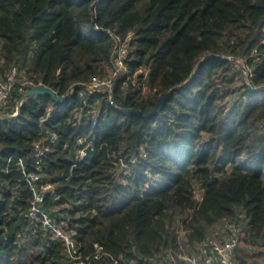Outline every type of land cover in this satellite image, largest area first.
Instances as JSON below:
<instances>
[{
  "label": "trees",
  "instance_id": "1",
  "mask_svg": "<svg viewBox=\"0 0 264 264\" xmlns=\"http://www.w3.org/2000/svg\"><path fill=\"white\" fill-rule=\"evenodd\" d=\"M109 32L134 33L116 106L149 115L168 95L163 109L144 119L96 93L97 125L87 108L73 126L75 92L62 103L28 97L0 120V264H69L24 218L33 195L18 160L33 169L34 143L51 134L59 140L42 166L55 190L44 207L69 219L84 255L98 244L122 264H155L181 249L179 222L187 246L226 221L243 225L236 263L264 264V0H0V79L17 66L66 96L106 73Z\"/></svg>",
  "mask_w": 264,
  "mask_h": 264
},
{
  "label": "built area",
  "instance_id": "2",
  "mask_svg": "<svg viewBox=\"0 0 264 264\" xmlns=\"http://www.w3.org/2000/svg\"><path fill=\"white\" fill-rule=\"evenodd\" d=\"M109 35L114 41V48L110 64L106 66V73L93 77L87 83L74 85L69 93L63 96V98H70L73 93L77 92L78 97L83 101L82 108L75 113L76 119L72 122L73 126L81 124L84 111L87 108H89L87 114L93 117V124L96 126L98 111L92 109V106L89 107V96L96 93L111 96L116 83L124 80L130 73L129 64L132 60L134 33L129 32L125 37L113 32H109ZM140 71L138 73L148 74L147 68H144L143 72ZM38 88L49 87L42 81L25 78L19 67H13L4 78L0 79V120L18 116L19 110L26 100H22V97L31 90ZM15 95L22 97L20 100L15 101L14 111L10 113L6 109L9 108L10 102L15 99ZM47 112L49 115L52 108H48ZM259 129L264 135V123L259 124ZM58 140L59 137L56 134H51L44 135L34 143L33 169H28L22 159L18 160L19 170L33 195L30 208L24 213L25 220L40 224L42 230L51 234L54 240L60 242L64 248L66 262L69 264H90L93 260H100L104 257L110 259V264H122L121 258H115L106 253L103 247L98 244L95 245V252L92 255H84L77 240L76 231L69 227V219L60 214L59 208L49 211L44 207L47 196L52 194L55 186L46 181L42 162L53 151ZM79 142L84 145L85 140L81 139ZM87 148L86 146L80 151L79 160L86 156ZM60 199L59 196L54 197L55 201ZM239 245L240 226L231 225L227 237L223 239L207 238L200 244L187 245L186 250L181 248L176 252H168L155 264H237L236 253Z\"/></svg>",
  "mask_w": 264,
  "mask_h": 264
},
{
  "label": "water",
  "instance_id": "3",
  "mask_svg": "<svg viewBox=\"0 0 264 264\" xmlns=\"http://www.w3.org/2000/svg\"><path fill=\"white\" fill-rule=\"evenodd\" d=\"M92 30L95 31V32H102L103 30L101 29H98V28H95L94 26H92ZM44 95H48V96H51L52 99L57 102V103H62V102H65L67 101L69 98H63V97H59L57 95V93H55L54 91H52L51 89L49 88H38V89H34V90H31L30 92H28L27 94H25L23 97H22V100H25L27 99L28 97H36V96H44ZM168 98V95L162 97L156 104L155 108L151 111V113L149 115H144L142 111H136V110H133V109H120L116 106L114 100H113V94H111V100H112V104L117 108L119 109L121 112L123 113H126V114H134V115H138V116H141L143 117L144 119H148L150 117H153V116H156L158 114H160V112L162 111L163 109V106L166 102ZM20 112V110H19Z\"/></svg>",
  "mask_w": 264,
  "mask_h": 264
},
{
  "label": "rangeland",
  "instance_id": "4",
  "mask_svg": "<svg viewBox=\"0 0 264 264\" xmlns=\"http://www.w3.org/2000/svg\"><path fill=\"white\" fill-rule=\"evenodd\" d=\"M241 64L244 65V62L241 61ZM144 69H142L140 72H143ZM240 92H237L235 95L231 96L227 101L228 102H232L235 99L238 98ZM9 108H7L6 110H8ZM260 123H264V121H261ZM259 123V124H260ZM195 198L197 201H200L202 199V191L200 189H197V191L195 192ZM233 224H230L226 221L223 222H219L218 224H216L215 226H213L210 231H209V236L208 238H217V239H223L225 237H227L229 235V229L230 226ZM243 225H240V236L242 235V227ZM178 234H179V240L181 242V248L183 249H187L185 243V232L182 230V226L181 223L179 222L178 225ZM261 262H264V259H262Z\"/></svg>",
  "mask_w": 264,
  "mask_h": 264
}]
</instances>
